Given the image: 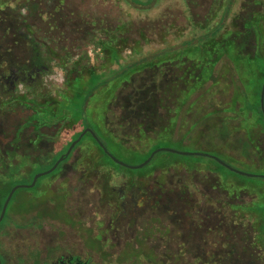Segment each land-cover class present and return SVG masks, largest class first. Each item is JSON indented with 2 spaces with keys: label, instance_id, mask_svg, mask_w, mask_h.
<instances>
[{
  "label": "rangeland",
  "instance_id": "obj_1",
  "mask_svg": "<svg viewBox=\"0 0 264 264\" xmlns=\"http://www.w3.org/2000/svg\"><path fill=\"white\" fill-rule=\"evenodd\" d=\"M141 1L149 2L148 10H137L124 0H59L58 10L53 13L52 20L49 19L50 25L47 24L49 20H46V18L42 22L38 19L37 26L33 25L36 20L35 16L39 14V9L33 14H23L24 18L32 25L34 36L41 47L44 62L50 70L34 93L37 96L39 105L52 104L55 107H59L58 110H61L59 105L65 104V97L69 99L71 94L66 87L67 82H87L92 74L108 75L110 69L118 68L112 62V53L114 51L118 52L121 64L129 65L141 59L152 57L166 49L180 47L184 42L192 40L195 42L205 31L192 24L191 17L198 23H204L205 19L211 18V26L222 22L226 17L223 31H228L229 33L231 31L237 32L238 42L240 44L246 42V50L248 52H259L260 50L259 45L261 42L256 36V28L253 27L252 23L260 19V16L264 13V0ZM61 2H64L63 7H60ZM230 5L231 12L227 17L225 16V11L227 6ZM259 23L260 29L264 30V23L261 20ZM71 28H74L73 31H70ZM47 29L50 30L49 33H47ZM248 32L250 38L246 36ZM59 35L60 38H58ZM262 46L264 47V41ZM173 55L174 59L185 58V54L181 51ZM188 58L194 59L192 56ZM166 60L168 61V58L164 61ZM215 76H220L224 81L218 83L216 90H227L228 92L225 95L224 92H221L214 100L212 95H208V98L205 97L201 100L200 104L205 109L203 111L208 109L210 111L212 106L215 107H213V111L217 110L211 117L203 120V116L197 114L196 108H193L192 114L188 115L187 121L189 123L184 125L190 128L195 125L193 122H196L197 125L189 137L194 141L188 144L174 143L168 139L169 135L162 131L150 145L143 141L140 142L142 149H139L138 153L134 155L125 154L113 145L109 146L111 152L130 166H139L144 163L147 160L145 158L154 148H169L183 153H204L218 157L236 170L251 175L264 176V134L261 132V127L254 126L257 123H253L251 126L245 123L244 127L250 130L252 127L253 140L259 146L260 152L263 154L262 158L249 161L247 160L248 158H240L237 151L227 149V142L236 144L242 135L241 118L227 111L229 95L239 85L233 66L227 58H224L218 64ZM174 80H165L163 86L171 91L175 87ZM234 80L237 81L236 86L233 84ZM261 81L260 76L250 77L246 87L251 90L254 87L256 88ZM209 87L210 85L205 90ZM181 89L182 87L180 86L177 92ZM205 90L198 92L188 102L182 110V114L187 112L192 103ZM102 99L96 105L92 104L91 110H88V116L93 111L98 114L97 121H91L90 124H97L100 127L103 120L104 125H107L112 133L118 135L122 141H128L136 133V125L143 119L135 117L132 112L134 86L130 81L124 80L123 85L117 92L110 90ZM172 99L167 108H171L176 112L182 98L179 96ZM243 100L246 102V99ZM215 101L222 104L218 107ZM252 103L256 105V102L249 99L248 104ZM169 120L174 121L171 118ZM223 125H228V134H223ZM84 128L85 126H79L72 133L74 128L66 122L57 128L44 130L45 135L52 141L51 144L42 146V151L47 153H43L38 149L36 156L37 160H40L33 165L30 164L28 158L22 156L17 164L22 169V174L15 178L13 182L18 185H30L37 174L50 170L60 157L68 151L71 144L80 137ZM69 133L72 134L67 139V142H64L65 144L61 146L62 137ZM86 142L80 146L82 148L81 154H84L83 152L87 148L89 150L94 148L89 138L86 139ZM133 142L139 143L135 139ZM95 151L96 162L102 161L101 153L96 149ZM222 152L230 155L235 154L238 159H231ZM169 154L159 153L154 162L152 161L153 163L141 170L115 166L108 164L106 160L105 162L109 166L111 183L118 185L120 181L146 175L155 166L170 160L168 163L179 167L169 170L157 169L152 181L157 180L167 184L178 182L188 184L192 194L197 197V211L205 212L207 210L212 215V219L215 220L210 223L215 226L228 224L231 231L242 230L246 235H250L252 245L259 248L257 249V254H255L256 261L264 262L263 219L259 214L246 212V208H243L256 200L257 196L259 201H255L254 206H259L262 211L264 210V178H248L237 175L208 157ZM78 155L76 153L75 157L65 164L66 168L63 172L61 168L55 175H48L39 179L35 188L18 191L15 196V200L19 203L18 208L26 212L35 204L40 206L51 201H56L58 204L66 202L63 200L68 196V189L64 182L73 184L79 182L80 179V176L73 173L74 171L69 167L75 165L74 161L78 158ZM80 160L76 162V168L81 165L82 160ZM183 165L189 166V171ZM207 177L208 179H206ZM192 182L197 184L196 187L199 188L197 191L193 188ZM52 184H55V186L59 184L56 190H50ZM78 186L80 188L81 184ZM246 189H248L250 195L244 191ZM79 194L83 199L81 202L85 205V226L98 229V224L102 223L103 230H110L107 221L108 208L99 205L100 193L97 186L93 188L90 184L86 185L82 192L81 190L79 192L75 191L73 197L77 198ZM36 198L38 199L37 201ZM222 202L224 203L223 206L220 205ZM227 203L230 207L228 209L226 207ZM232 207H242V210L233 211ZM170 214L173 215L174 211H171ZM223 215L229 217V219L221 220ZM156 217H150L151 224L149 223L148 234L151 235L154 231L164 232L163 227H167L170 230L175 229L176 223L173 216H171V220H166L165 222H158ZM226 220L227 222H225ZM152 222L157 223L153 224ZM117 229L123 235L126 230H131L127 228L126 222H122Z\"/></svg>",
  "mask_w": 264,
  "mask_h": 264
},
{
  "label": "flooded vegetation",
  "instance_id": "obj_2",
  "mask_svg": "<svg viewBox=\"0 0 264 264\" xmlns=\"http://www.w3.org/2000/svg\"><path fill=\"white\" fill-rule=\"evenodd\" d=\"M36 4L38 6H34ZM60 5L63 7L64 2ZM36 7H39V14L35 16L34 26L38 19L41 22L45 18L52 20L53 13L59 8V0H0V264H264L246 261L259 249L246 244L250 235L242 230L231 231L228 224L215 226L210 223L215 220L207 210L197 211V197L188 184L152 181L154 171L113 185L109 166L99 165L107 159L97 148L102 161L93 166L76 168V162L82 157L80 150L74 149L67 159L69 162L76 153L80 155L74 161L75 165L69 166L80 176L79 182L63 181L68 189V196L63 200L66 202L35 204L23 212L18 208L15 196L18 191L27 189H20L14 193L1 220L6 200L18 186L13 180L22 174L17 165L20 158L24 156L30 164H35L40 141L49 138L43 131L52 127L39 129L38 113L48 107L57 114L59 108L52 104L39 105L34 94L50 72L47 64L41 68L36 66L35 49L28 48V43L38 40L24 15L35 13ZM50 20L47 21L49 25ZM26 34L29 35L28 43L21 38ZM66 87L69 90V82ZM65 115L61 124H72L70 114ZM97 116L93 111L91 121L96 122ZM88 128L96 133L97 129ZM87 136L92 137L89 133ZM65 168L66 165L63 170ZM89 184L99 189V205L108 208L110 230H103L102 223L98 224V229L85 226L82 196L79 194L74 198L73 194L82 192ZM58 185L52 184L50 190H56ZM192 186L196 191L199 189L195 182ZM226 207L228 209V203ZM232 210H242V207H232ZM171 211H174L173 215ZM153 216H157L158 222L171 220L173 216L175 229L167 230L162 226L164 232L148 234ZM225 219L229 217L223 215L221 220ZM122 222L131 229L124 235L117 229Z\"/></svg>",
  "mask_w": 264,
  "mask_h": 264
},
{
  "label": "trees",
  "instance_id": "obj_3",
  "mask_svg": "<svg viewBox=\"0 0 264 264\" xmlns=\"http://www.w3.org/2000/svg\"><path fill=\"white\" fill-rule=\"evenodd\" d=\"M124 1L130 6H133L135 9L143 11L148 10L149 8L147 6L150 5L149 2H144L141 0ZM34 6L38 5L36 4ZM36 9L38 10L39 7H36ZM230 12L231 5L227 6L225 16L228 17ZM210 19L211 18H207L205 19L204 23H198L192 17L190 18L192 24L205 31V33L197 38L195 42L194 40L184 42L180 47L166 49L153 55L152 57L141 59L135 63H131L129 65L121 64L118 52L114 51L112 53V62L115 63L118 68L110 69V73L108 75L92 74L87 82H70L69 90L71 94L69 101L66 100V103H63L61 105L62 108L61 110H57V114L53 113L48 107H46L42 113L39 112L38 128L40 129V127L43 126L55 128L64 121L63 119L66 116L65 113L70 114V117L72 119V127L74 126V124L79 123L73 129L72 133L79 126H85L84 129H86L87 127H92L95 130L97 129L96 133L101 141L108 148L109 152L119 160L121 159L111 152L109 148L110 145L117 147L125 154L134 155L138 153L139 149H142V147L140 146V142L143 141L150 145V143L155 140L154 138L162 131L169 135L168 139L170 141L174 143L176 142L180 144H188L191 141H194L189 137L192 134L193 129L197 125L196 122H193L195 123V125L192 124L194 126L190 128L186 127L184 124L189 123L187 121V117L188 115L192 114L193 108H196V111H198L197 114H201V116H203V120H205L206 118L214 115L217 110L215 109L213 111L215 107L212 106V110L210 109L209 111L208 109L206 111H203L205 109L203 105L200 104L201 100H203L205 97L208 98V95H212L214 100V98L219 96L221 92H224V95L228 92L227 90H216L218 83L223 80L220 76H215L218 64L224 58H227L231 62L233 70L235 71V75L237 76V78H235L239 82V85L237 87V81H233L236 89L232 94L229 95V102H227L229 106L227 111L233 115L239 116L242 120V135L240 136L236 144L232 141H230L232 142L230 144L227 142V149H230L231 151H237L238 155L242 159L248 158L247 160L249 161H251L252 159L259 160L260 158H262L263 154L262 152H260L259 146H257L253 140L252 127L250 130L246 129L244 125L245 123H248L247 125L251 126L253 123H257L254 126L261 127V132L262 134H264V116L260 106V96L264 84V47L262 46V42L264 41V30L260 29L259 23L260 20L264 23V13H262L260 19L256 20L255 23H252L253 27L256 28V36L261 42V44L259 45V52H248L246 50V42H244L243 44H240L238 42L237 32L231 31L229 33L228 31H223L225 28L226 17L222 20V22H219L218 24L213 26H211L210 24ZM73 29L74 28H71L70 31H73ZM26 31L29 34L31 33L30 29H27ZM246 36L250 38L249 32L246 34ZM21 38L27 40V38H29V35H21ZM58 38H60V35L58 36ZM28 42L29 41L27 40V43ZM28 44V48L35 49L36 66L38 68H41L43 65H45V62L39 42L36 43L32 41ZM178 51L184 53L185 58L174 59L173 54ZM189 56H192L194 59H189ZM167 58L168 61H164ZM259 76L262 79L261 83L256 88L254 87L253 89L249 90L246 87L248 78ZM168 79H175V82L173 81L175 87L172 88L171 91L167 87L163 86L165 80ZM124 80L130 81V83L134 86L132 112L133 114H135V117L143 118L136 125V133L131 136V138L133 137V140L130 138L128 141H122V139L118 135L112 133L110 131V128L107 125H104L103 120L100 127L95 124H90L92 118L91 113L88 116V110H91L92 104L96 105V103H98L100 100L102 101L103 96L110 90H113V92H117L123 85ZM208 85H210V87L205 90ZM180 86L182 87V89L177 92ZM203 90H205L204 93L192 103L185 114H182V110L188 104V102L198 92H203ZM179 96H181L182 101L180 100L179 102L180 104L178 111L175 112L171 108H167L169 102L173 100L172 98L175 99ZM243 99H246V102ZM249 99L253 100V102H256V105L253 103L248 104ZM215 102H217L218 107L222 104H220L218 101ZM170 118L174 121H170ZM167 129H169L168 132ZM227 129L228 125H223L224 135L228 134ZM71 134L69 133L62 137L61 146L65 144L64 142H67V139ZM87 138L91 139L96 147L94 146V148H90V150L87 148L83 152L84 154H82V163L80 166L90 167L97 164L95 160L97 157L92 153L95 148L100 150L103 156L107 159L108 164L118 166L114 162H112L111 159L107 157V155L104 154V152L99 148L98 144L92 139L91 136L85 137L81 141V143L76 146L74 151H82V148H80V146L83 143H87ZM134 139L139 143H134ZM51 142L52 141L50 139L43 138L38 146L39 151L47 153L45 151H42V146H47L51 144ZM155 149L156 148L150 151L145 160L150 157L151 153ZM50 152L52 153V151ZM223 154L231 159H238L236 158L235 154ZM157 157L158 155L154 158V160ZM67 162L68 160H65V162H63L59 166V168L51 175H55L61 168L63 170V167ZM168 162L161 163L160 165L155 166L150 170V173L156 171L157 169L169 170L179 167H176L175 164H171ZM108 164L106 162H102L99 165L105 166ZM183 167L189 171V166L183 165ZM244 191H246V193H249L248 189ZM257 200L259 201L258 197L256 196V200L252 201L249 205L243 208H246V212L257 213L261 216V218L263 219L262 233H264V210L262 211V208H259V206H254L255 201ZM164 229L168 230L167 227ZM251 239L252 238L250 237L246 238V244L248 246H253ZM246 261H256L255 255H250V257H248Z\"/></svg>",
  "mask_w": 264,
  "mask_h": 264
},
{
  "label": "water",
  "instance_id": "obj_4",
  "mask_svg": "<svg viewBox=\"0 0 264 264\" xmlns=\"http://www.w3.org/2000/svg\"><path fill=\"white\" fill-rule=\"evenodd\" d=\"M260 106H261V110H262V113H263V116H264V84H263V87H262V91H261V96H260ZM91 134L93 139L97 142L98 146L102 149V151L104 152L105 155H107V157H109L111 159L112 162H114L116 165L120 166V167H124V168H128V169H131V170H141L145 167H147L148 165H150L152 163V161L154 160V158L159 154V153H170V154H175V155H184V156H201V157H208V158H211L213 159L214 161H216L219 165L223 166L224 168H226L227 170H229L230 172L232 173H235L237 175H240V176H245V177H248V178H255V177H261V178H264V176H257V175H251V174H247V173H244L242 171H239V170H236L234 169L233 167H231L229 164L225 163L224 161H222L221 159H219L218 157L216 156H212V155H209V154H204V153H183V152H179V151H176V150H173V149H169V148H160V149H156L155 151H153L150 155V157L144 162L142 163L141 165L139 166H130L126 163H124L123 161L117 159L116 157H114L108 150V148L103 144V142L99 139V137L97 136V134L90 128L86 129L81 135L80 137L74 141L70 148L68 149V151L62 155L60 157V159L55 163V165L48 171L44 172V173H39L37 174L32 183L30 185H18L16 186L15 188L12 189V191L10 192L7 200H6V203H5V206L3 208V211H2V217H1V220L2 218L4 217V214L7 210V207L14 195V193L17 191V190H20V189H27V190H30V189H33L36 187L39 179L43 178V177H46L48 175H51L52 173H54L58 168L59 166L65 162V160H67L69 158V156L71 155V153L73 152V150L75 149V147L82 141V139L86 136V134Z\"/></svg>",
  "mask_w": 264,
  "mask_h": 264
},
{
  "label": "clouds",
  "instance_id": "obj_5",
  "mask_svg": "<svg viewBox=\"0 0 264 264\" xmlns=\"http://www.w3.org/2000/svg\"><path fill=\"white\" fill-rule=\"evenodd\" d=\"M18 87L23 88V85H19Z\"/></svg>",
  "mask_w": 264,
  "mask_h": 264
}]
</instances>
